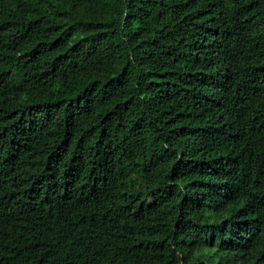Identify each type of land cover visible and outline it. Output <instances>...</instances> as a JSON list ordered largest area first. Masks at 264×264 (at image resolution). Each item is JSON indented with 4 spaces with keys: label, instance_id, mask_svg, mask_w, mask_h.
<instances>
[{
    "label": "trees",
    "instance_id": "trees-1",
    "mask_svg": "<svg viewBox=\"0 0 264 264\" xmlns=\"http://www.w3.org/2000/svg\"><path fill=\"white\" fill-rule=\"evenodd\" d=\"M0 264H264V0H0Z\"/></svg>",
    "mask_w": 264,
    "mask_h": 264
}]
</instances>
